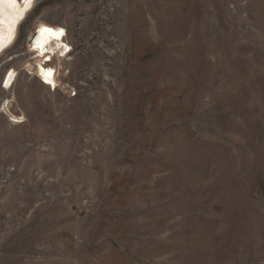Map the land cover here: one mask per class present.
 <instances>
[{
    "label": "rangeland",
    "instance_id": "rangeland-1",
    "mask_svg": "<svg viewBox=\"0 0 264 264\" xmlns=\"http://www.w3.org/2000/svg\"><path fill=\"white\" fill-rule=\"evenodd\" d=\"M27 15L0 50V264H264V0ZM41 21L71 48L57 88Z\"/></svg>",
    "mask_w": 264,
    "mask_h": 264
},
{
    "label": "bare ground",
    "instance_id": "bare-ground-1",
    "mask_svg": "<svg viewBox=\"0 0 264 264\" xmlns=\"http://www.w3.org/2000/svg\"><path fill=\"white\" fill-rule=\"evenodd\" d=\"M24 7L25 6L23 4V0H19L18 9H24ZM33 7H34V0H32V5L26 11L23 12L21 19L17 20L15 24L12 23V19L14 18L15 15L20 14L19 11L14 13L13 10L9 8L6 13L0 15V50L13 41L17 33V30L19 29L20 24L27 18L28 12L31 11ZM45 27L52 28L55 30L63 29L64 35L59 39H57L55 36H52L49 33H42L41 29ZM65 33H66V29L64 27L59 25H51L49 23L41 21L36 25V28L33 31V33L29 35L30 50L33 53H36L34 58H36V62L38 64L36 75L43 84L49 87L57 88L58 86V82L56 78L57 71L53 66L45 62V60L46 61L51 60L49 58H51L55 53L57 56H59V53H61L60 56H65V57L70 54L71 48L70 45L65 40ZM38 40L43 43L44 46L42 48L37 47L36 42ZM47 68H53L55 70L54 75L49 78L52 81L51 84L45 80V74ZM7 73L3 78L2 84L4 83L5 80H8L9 86L8 87L3 86V87L9 89L13 86L16 79H15L14 70L9 72L12 73V77L10 80ZM15 121H18V119L15 118Z\"/></svg>",
    "mask_w": 264,
    "mask_h": 264
},
{
    "label": "snow or ice",
    "instance_id": "snow-or-ice-1",
    "mask_svg": "<svg viewBox=\"0 0 264 264\" xmlns=\"http://www.w3.org/2000/svg\"><path fill=\"white\" fill-rule=\"evenodd\" d=\"M18 4H19V0H0V15H3L4 13H6L9 8L12 9L14 13L19 11L20 14L15 15L14 18L12 19V23L15 24L17 20L21 19L23 12L26 11L32 5V0H23V4L25 6L24 9H18ZM41 32L42 33H49L52 36H55L57 39H59L60 37H62L64 35L63 29L55 30L52 28L45 27V28L41 29ZM36 44H37L38 48H42L44 46L43 43L39 40L36 42ZM49 59H51V58H49ZM54 71L55 70L53 68H47V70H46L45 80L50 84L52 83V81L49 78L54 75ZM8 77L10 80L12 77V73H8ZM4 86L5 87L9 86L8 80L4 81Z\"/></svg>",
    "mask_w": 264,
    "mask_h": 264
}]
</instances>
